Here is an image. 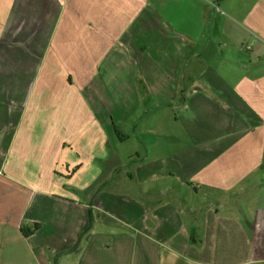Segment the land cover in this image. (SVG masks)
Listing matches in <instances>:
<instances>
[{"label":"crops","instance_id":"obj_1","mask_svg":"<svg viewBox=\"0 0 264 264\" xmlns=\"http://www.w3.org/2000/svg\"><path fill=\"white\" fill-rule=\"evenodd\" d=\"M211 5L0 0V264L264 262V0Z\"/></svg>","mask_w":264,"mask_h":264},{"label":"rangeland","instance_id":"obj_2","mask_svg":"<svg viewBox=\"0 0 264 264\" xmlns=\"http://www.w3.org/2000/svg\"><path fill=\"white\" fill-rule=\"evenodd\" d=\"M213 1L214 0H203V2H204V7H203L204 15H203V19H204V23L206 25V28H207V30L209 29V31H207V30L203 31V33H201L200 36H199L200 39H206V38H210L211 37V30H210L211 27L209 25L211 24V22H213V20H215L214 17L217 14L216 13V14L213 15L212 13H210L211 10H212V12H216L215 11V8L211 5V3ZM228 1H230V0H225V3L226 2L228 3ZM215 5H217V4L215 3ZM219 9L222 11V15L225 16L226 15V11H227L226 5L220 4V6L217 7V10H219ZM6 231H7V229L5 228V229H2L0 231V233L1 234L2 233H6ZM78 246H79V244H78ZM1 249L2 248L0 246V250ZM20 261H21L20 264H25L26 262H30V263L34 264V260H32V258H30V257L29 258L26 257V259H22V260L20 259ZM251 264H264V262H254V263H251Z\"/></svg>","mask_w":264,"mask_h":264},{"label":"trees","instance_id":"obj_3","mask_svg":"<svg viewBox=\"0 0 264 264\" xmlns=\"http://www.w3.org/2000/svg\"><path fill=\"white\" fill-rule=\"evenodd\" d=\"M38 226H39V224H37V223H33L32 226H31V228H24V227H21V228H20V231H21V233H22L23 235H28V234H30L33 230L37 229Z\"/></svg>","mask_w":264,"mask_h":264}]
</instances>
